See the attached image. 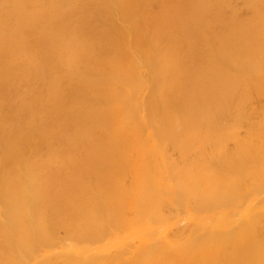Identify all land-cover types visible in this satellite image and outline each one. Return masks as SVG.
Masks as SVG:
<instances>
[{"label":"bare ground","instance_id":"6f19581e","mask_svg":"<svg viewBox=\"0 0 264 264\" xmlns=\"http://www.w3.org/2000/svg\"><path fill=\"white\" fill-rule=\"evenodd\" d=\"M0 264H264V0H0Z\"/></svg>","mask_w":264,"mask_h":264}]
</instances>
